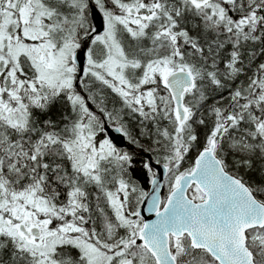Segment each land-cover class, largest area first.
<instances>
[{"label": "snow or ice", "instance_id": "1", "mask_svg": "<svg viewBox=\"0 0 264 264\" xmlns=\"http://www.w3.org/2000/svg\"><path fill=\"white\" fill-rule=\"evenodd\" d=\"M0 264H264V0H0Z\"/></svg>", "mask_w": 264, "mask_h": 264}, {"label": "water", "instance_id": "2", "mask_svg": "<svg viewBox=\"0 0 264 264\" xmlns=\"http://www.w3.org/2000/svg\"><path fill=\"white\" fill-rule=\"evenodd\" d=\"M115 135V134H114ZM145 215L147 216L148 214L145 212Z\"/></svg>", "mask_w": 264, "mask_h": 264}]
</instances>
